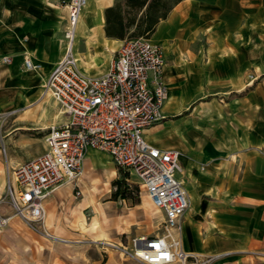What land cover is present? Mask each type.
<instances>
[{
  "label": "crops",
  "instance_id": "crops-1",
  "mask_svg": "<svg viewBox=\"0 0 264 264\" xmlns=\"http://www.w3.org/2000/svg\"><path fill=\"white\" fill-rule=\"evenodd\" d=\"M58 1L0 0V114L7 113L2 119L4 134L0 132L2 147L8 139V149L0 152V248L13 246L36 264L41 237L13 215L5 188L10 169L42 154L48 128L66 120L60 112V123L48 125L42 106L43 92L48 94L44 83L66 50L61 37L67 27V8L48 5ZM116 2L86 0L77 49L71 52L84 75L105 74L126 39L104 34V10ZM262 2L179 0L148 37L161 50L166 99L165 119L147 128L144 139L158 149L179 152L177 179L188 208L173 237L182 251L210 259L209 264H264V88L257 84L243 89L245 63L233 59L228 43L230 32ZM5 57L8 63L2 62ZM25 58L38 67L25 70ZM34 76L36 84L31 82ZM247 112L250 118L242 121ZM96 157H104L108 163L104 168L111 164V177L117 178L109 155L88 150L77 179L82 197H74L72 183L54 189L44 200L39 234L65 233L79 239L85 235L117 239L119 234L125 243L137 235H154L152 215L144 201L139 205L111 200L106 186L111 177L96 175L103 172ZM86 209L88 220L83 215ZM162 233L160 228L157 234ZM41 245L50 252L52 244ZM70 247H55L60 253L56 264H141L116 252L103 260L100 250Z\"/></svg>",
  "mask_w": 264,
  "mask_h": 264
},
{
  "label": "built area",
  "instance_id": "built-area-1",
  "mask_svg": "<svg viewBox=\"0 0 264 264\" xmlns=\"http://www.w3.org/2000/svg\"><path fill=\"white\" fill-rule=\"evenodd\" d=\"M65 54L53 67L44 91L66 117L44 135L46 150L16 166L7 180L5 197L14 216L36 231L42 224L44 200L66 183L81 197L77 179L88 150L109 155L117 170L137 178L151 205L162 214V234L137 235L125 244L108 245L141 264H209L179 248L173 232L188 208L181 182L179 152L158 149L144 139V131L165 119L166 89L161 80L163 57L149 38L129 37L115 51L108 71L101 76L81 73L71 54L75 26L86 0H67ZM8 63V58L2 59ZM25 70L38 66L23 60ZM253 82V78L250 79ZM0 152H4L3 147ZM106 244V243H104Z\"/></svg>",
  "mask_w": 264,
  "mask_h": 264
},
{
  "label": "rangeland",
  "instance_id": "rangeland-1",
  "mask_svg": "<svg viewBox=\"0 0 264 264\" xmlns=\"http://www.w3.org/2000/svg\"><path fill=\"white\" fill-rule=\"evenodd\" d=\"M166 9L170 8L177 0H160ZM262 4L256 9V11H253L249 17L246 18V20L242 21L239 26H237L235 29H233L230 32V35L228 37V43L232 47V50L234 53L232 54L233 59H238L242 60L245 63V68L243 70V75H242V80H243V89H246L248 87H253L256 86L257 84L261 85L264 88V0H262ZM117 3L121 6L123 9V0H117ZM48 5L52 6H57L56 8L58 9H64V3H62L61 0L58 2L51 4L48 2ZM86 5V4H85ZM84 5V7H85ZM84 7L81 9L75 31H74V40L72 44V49L76 48L78 41H77V32L78 30L82 27V24L80 22V17L81 14L84 10ZM140 15V12L137 13V17ZM66 28L64 29V31ZM133 30V27L130 28L128 34ZM64 31L62 32V39L65 45L67 44V40L64 38ZM128 34L126 35L125 38L128 37ZM129 38V37H128ZM251 78H253V82H251ZM37 76L32 77V83L36 84L38 82ZM255 83V85H253ZM42 106L44 108V121L48 122V125L50 124H57L60 123V108L57 105V103L54 101L53 98H51L48 94L43 93L42 95ZM247 109H253L252 107H248ZM243 110V109H242ZM7 116V113H1L0 114V132L3 135L4 134V124L2 123V119ZM247 117L242 118V121H245L246 119L250 118V113L247 112L246 114ZM7 140H3V147L5 150L8 149L7 145ZM0 149H2V143L0 144ZM40 150V147L37 148ZM2 153V152H1ZM3 154V153H2ZM96 164L97 167H103L101 171H97L96 175L101 176L102 178L105 176L106 178L111 177V171L113 170L112 165L109 164L108 168L105 169L104 167L107 166L106 159L104 157H96ZM14 168L10 169V175L11 171ZM118 177V175H117ZM113 180V178H110ZM117 179V178H116ZM111 180L106 183L107 189L112 191L111 186ZM127 184H129L132 188H135L136 194H137V200H131L132 203H137L141 204L140 202L144 201L145 205V210L147 209L151 212L152 215V224H153V234L159 233V230L161 228L160 222L162 221L160 212L155 209L149 199L147 198L144 190L139 186L137 178L135 175L131 174L129 175L128 178H126ZM110 184V185H109ZM78 189H81L77 186ZM107 190V191H108ZM74 191V189H73ZM81 192V197H82V191ZM6 198V197H5ZM7 200V198H6ZM126 205H128V202H126ZM83 215L85 219L88 220L90 217V214L88 210L83 211ZM22 221V220H21ZM25 226L26 223L22 221ZM42 228H37L36 232L39 237V256H38V263L37 264H56V258L60 256L59 252H56L55 247L57 246H71L70 249H76L77 251L81 247H87L88 249H97L102 251V258L103 260L106 259L107 254L110 252H116L119 255H122L119 251H116L115 248L108 246L107 242H110V244H117L119 243V234L116 235V238L118 239H113V238H108V239H103L101 237H98L97 235H85V237H81L79 239L77 236L76 238L69 237V235L63 234H55V235H47V234H41L42 231L39 230ZM41 233L39 234V232ZM129 234V233H128ZM32 235V234H31ZM36 235V234H35ZM36 235V236H37ZM35 237V236H34ZM46 240V241H45ZM107 241V242H105ZM120 241V240H119ZM42 242H49L52 244V247H47L49 253L43 249L41 243ZM122 244H125L124 241H120ZM107 243V244H104ZM115 243V244H114ZM52 248V249H51ZM76 257H79V253L76 252ZM47 257L49 258V261L47 262ZM36 264L35 262H31L30 258L22 257L17 251H15V248L13 246H8L7 249H1L0 248V264Z\"/></svg>",
  "mask_w": 264,
  "mask_h": 264
},
{
  "label": "trees",
  "instance_id": "trees-1",
  "mask_svg": "<svg viewBox=\"0 0 264 264\" xmlns=\"http://www.w3.org/2000/svg\"><path fill=\"white\" fill-rule=\"evenodd\" d=\"M122 6L123 9L116 2L104 10V34L107 38L122 40L131 27L133 30L128 37L148 38L156 24L166 18L171 8L166 9L160 0H123ZM139 12L140 15L137 17ZM117 175V179L111 182V200L136 201L138 199L136 190L127 184V174L118 170Z\"/></svg>",
  "mask_w": 264,
  "mask_h": 264
},
{
  "label": "bare ground",
  "instance_id": "bare-ground-1",
  "mask_svg": "<svg viewBox=\"0 0 264 264\" xmlns=\"http://www.w3.org/2000/svg\"><path fill=\"white\" fill-rule=\"evenodd\" d=\"M67 47V44H66V46H65V48ZM77 49V48H76ZM71 52H72V54L74 53V50L72 49L71 50ZM77 53V52H76ZM87 67V66H86ZM44 91V90H43ZM44 93V92H43ZM94 210H95V208H94ZM101 215V214H100ZM102 222V221H101ZM91 226V225H90ZM100 226V225H99ZM91 228V227H90ZM101 230V229H100ZM108 245H112V244H110V243H108Z\"/></svg>",
  "mask_w": 264,
  "mask_h": 264
}]
</instances>
